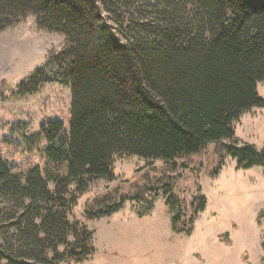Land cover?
<instances>
[{"label":"trees","instance_id":"trees-1","mask_svg":"<svg viewBox=\"0 0 264 264\" xmlns=\"http://www.w3.org/2000/svg\"><path fill=\"white\" fill-rule=\"evenodd\" d=\"M152 1L146 16L123 24L113 0H0V31L31 13L39 27L65 36L47 63L57 65L71 93L65 134L59 119L40 126L56 172L38 165L15 172L0 157V264L86 259L92 231L68 212L91 181L114 179L115 154L167 162L221 143L213 175L224 155L237 169L264 166V145L241 142L233 128L244 111L264 106L257 90L264 81V0ZM103 10L114 14L107 19ZM44 81L55 79L41 67L15 93H33ZM5 90L2 81L0 97ZM162 189L171 230L189 235L205 197L193 199L186 216L171 187ZM141 197L122 194L86 213L109 216ZM260 245L264 251V239Z\"/></svg>","mask_w":264,"mask_h":264},{"label":"rangeland","instance_id":"rangeland-1","mask_svg":"<svg viewBox=\"0 0 264 264\" xmlns=\"http://www.w3.org/2000/svg\"><path fill=\"white\" fill-rule=\"evenodd\" d=\"M113 2L116 13L103 10V14L107 19L113 14L123 16L125 24L146 16L149 8L145 5L153 1ZM65 44L63 34L39 27L31 13L0 31V82L6 84L0 97V157L15 172L34 165L44 173L56 172L44 154L47 142L40 126L59 119L64 134L68 129L70 84L61 79L57 65L47 63ZM41 67L55 81L42 82L33 93L16 94L17 85ZM257 90L264 98V81L257 82ZM233 128L241 142L264 145V106L244 111ZM221 157V143H209L198 153L167 162L115 154L114 179L91 181L68 212L70 221L92 231L94 247L86 259L71 264H260L264 215L257 218V213L264 208V166L237 169L235 160L224 155L213 175ZM164 184L171 187L186 216L193 199L205 197V207L189 235L171 230V206L162 193ZM122 194H137L142 199L126 200L109 216H87L86 210L104 207Z\"/></svg>","mask_w":264,"mask_h":264},{"label":"water","instance_id":"water-1","mask_svg":"<svg viewBox=\"0 0 264 264\" xmlns=\"http://www.w3.org/2000/svg\"><path fill=\"white\" fill-rule=\"evenodd\" d=\"M263 215H264V208H261V209H259V211L257 213V218H260Z\"/></svg>","mask_w":264,"mask_h":264}]
</instances>
